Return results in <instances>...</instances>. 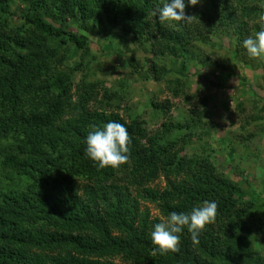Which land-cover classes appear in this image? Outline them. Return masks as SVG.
Instances as JSON below:
<instances>
[{
	"label": "trees",
	"instance_id": "trees-1",
	"mask_svg": "<svg viewBox=\"0 0 264 264\" xmlns=\"http://www.w3.org/2000/svg\"><path fill=\"white\" fill-rule=\"evenodd\" d=\"M14 1L0 0V264H114L111 258L132 264H264L247 239L264 229V219L255 201L244 199L246 190L223 176L201 149L191 154L189 167L187 155L173 164L180 144L191 147L200 136L201 112L172 122L167 103L160 128L148 130L137 116L126 124L118 113L95 107V88L102 82L81 78L74 83L67 73L46 67L53 58L61 64L84 58L91 35L97 41L117 37L116 53L127 51L130 35L144 53L155 40L150 51L158 56L162 31L145 29L160 0H125L118 8V0L112 7L107 0L103 6L101 0H21L29 11L18 26L10 19ZM209 3L212 13L227 19L220 21L236 42L259 30L264 0ZM104 4L103 11L115 16L116 8L121 11L113 21L121 27L117 34H105L99 14ZM47 12L49 21L43 17ZM69 24L80 31L69 30ZM155 66L151 77L160 81ZM171 92L178 96V90ZM101 95L108 105L124 97L106 89ZM236 109L241 111L242 103ZM109 121L127 128L130 156L119 168L101 169L85 155V139L90 125ZM174 168L185 179L149 186L159 176L170 177ZM205 200L218 204V214L200 233L199 243L193 244L185 228L178 252L153 255L151 232L160 218H151L139 201L154 203L166 218L173 211L190 213Z\"/></svg>",
	"mask_w": 264,
	"mask_h": 264
},
{
	"label": "rangeland",
	"instance_id": "rangeland-1",
	"mask_svg": "<svg viewBox=\"0 0 264 264\" xmlns=\"http://www.w3.org/2000/svg\"><path fill=\"white\" fill-rule=\"evenodd\" d=\"M85 1L90 4L96 2ZM112 1L107 0V6L112 7ZM124 1L118 0L117 8L119 4L122 7ZM184 2L187 5V0ZM103 3V0L98 2L99 6H103ZM104 8L105 4L99 14L105 19V34L119 33L120 24L113 21H116L114 17L121 16V11L116 8L115 16L109 9L103 11ZM9 9L12 11L10 19L17 26L20 17L29 11L21 0H15ZM186 13L198 18L184 24L161 22L157 17L148 15L149 28L145 30H151L154 34V29L162 31L156 36L159 41L157 45H160L156 50H161L158 56L150 51L155 40L145 45L147 49L144 53L130 35L127 51L116 53L115 48L121 42L117 37L97 41V37L91 35L88 54L84 58L74 57L65 64L53 58L46 67L49 72L67 73L74 83L81 78L102 82V86L95 88V107L106 109V114L113 111L118 113L126 124L137 116L148 130L160 128L166 119L163 110L167 108V103L170 105L168 116L172 122L184 120L185 117L196 118L201 112L199 122L208 128L199 123L203 128H196L200 136L194 137L192 148L180 144L182 150L178 151L173 164L178 158L186 159L187 155L186 165L189 167L190 157L200 149L206 152L223 176L236 187L246 190L244 199L255 201L258 214L264 219V60L251 58L242 46L243 42L233 40V33L222 25L224 21H220V18L227 19L212 13L209 0L187 6ZM47 14H43V17L49 21ZM67 27L71 31L81 29L74 24ZM25 33L30 35L32 31L26 29ZM154 64L156 72L162 77L160 81L151 77L150 69ZM167 86L178 90V96L175 97ZM102 88L117 91L124 97L120 100L114 97L113 103L108 105L101 95ZM239 103H242L241 111L236 109ZM176 173L174 168L170 177L159 176L149 186L163 188L167 181L185 179L184 175ZM77 191L78 194L81 192L79 189ZM132 193L134 195L135 192ZM139 202L140 206L148 208L151 218L162 217L154 203ZM247 239L254 253L264 256V229L257 234H249ZM196 253L199 254L197 250ZM110 260L114 264H132L117 258Z\"/></svg>",
	"mask_w": 264,
	"mask_h": 264
},
{
	"label": "clouds",
	"instance_id": "clouds-1",
	"mask_svg": "<svg viewBox=\"0 0 264 264\" xmlns=\"http://www.w3.org/2000/svg\"><path fill=\"white\" fill-rule=\"evenodd\" d=\"M200 0H160L162 6L151 15L161 22H178L190 24L198 17L186 13L187 6H195ZM257 23L259 30L243 41V47L251 58L264 60V11ZM85 155L99 168H119L129 161L132 138L127 128L116 121H109L102 126L90 125L86 139ZM218 214V204L205 200L194 207L190 213L171 212L161 217L151 232V241L155 246L153 255L178 252L181 242L180 233L186 228L193 244L199 243V235L205 227L213 223Z\"/></svg>",
	"mask_w": 264,
	"mask_h": 264
}]
</instances>
